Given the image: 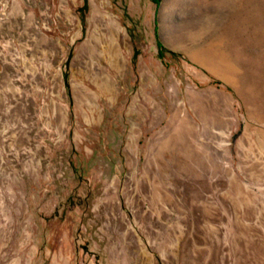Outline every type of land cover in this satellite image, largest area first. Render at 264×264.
<instances>
[{
	"label": "rangeland",
	"instance_id": "obj_1",
	"mask_svg": "<svg viewBox=\"0 0 264 264\" xmlns=\"http://www.w3.org/2000/svg\"><path fill=\"white\" fill-rule=\"evenodd\" d=\"M0 264H264V0H0Z\"/></svg>",
	"mask_w": 264,
	"mask_h": 264
}]
</instances>
